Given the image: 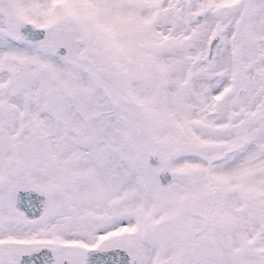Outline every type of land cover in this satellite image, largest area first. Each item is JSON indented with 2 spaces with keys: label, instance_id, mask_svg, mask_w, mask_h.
Listing matches in <instances>:
<instances>
[{
  "label": "snow or ice",
  "instance_id": "obj_1",
  "mask_svg": "<svg viewBox=\"0 0 264 264\" xmlns=\"http://www.w3.org/2000/svg\"><path fill=\"white\" fill-rule=\"evenodd\" d=\"M0 264H264V0H0Z\"/></svg>",
  "mask_w": 264,
  "mask_h": 264
}]
</instances>
